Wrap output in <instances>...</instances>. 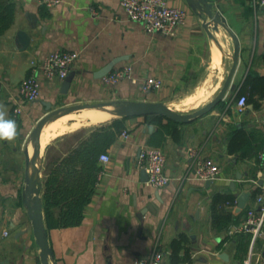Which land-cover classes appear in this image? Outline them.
I'll use <instances>...</instances> for the list:
<instances>
[{
	"label": "crops",
	"instance_id": "obj_1",
	"mask_svg": "<svg viewBox=\"0 0 264 264\" xmlns=\"http://www.w3.org/2000/svg\"><path fill=\"white\" fill-rule=\"evenodd\" d=\"M165 1L185 12L183 23L169 33L146 31L128 18L120 0H60L53 6L43 0H0V106L19 132L11 142L0 140V264H41L24 203L33 177L32 132L60 106L75 108L48 120L38 137L41 197L55 162L113 120L124 128L101 150L110 161L96 162L79 224L58 226V209H45L42 198L51 264H132L156 248L168 264H242L249 253L256 264L263 254L264 235L253 239L236 227L250 208L261 212L255 200L264 181V5L207 0L210 14L201 0ZM54 49L78 53L67 79L41 77L39 97L21 103L19 83ZM114 58L119 61L111 71L129 64L134 81L104 83L98 73ZM147 76L159 77L162 86L145 91ZM241 95L246 106L239 111ZM126 101H160L186 115L214 105L186 121L164 116V124L171 122L166 129L150 114H123ZM18 104L22 110L16 114ZM190 146L220 167L211 183L195 178L186 153ZM146 147L164 152L167 186L153 187L141 175L138 155ZM217 196L233 199L223 207L231 219L223 230L212 223Z\"/></svg>",
	"mask_w": 264,
	"mask_h": 264
},
{
	"label": "built area",
	"instance_id": "obj_2",
	"mask_svg": "<svg viewBox=\"0 0 264 264\" xmlns=\"http://www.w3.org/2000/svg\"><path fill=\"white\" fill-rule=\"evenodd\" d=\"M48 6H53L60 0H43ZM120 4L129 19L139 21L144 25L146 31H161L169 33L178 25L183 23L185 12L176 6H170L165 0H120ZM254 8L264 5V0H252ZM78 57L75 51L54 49L48 52L42 59L34 62L30 67L29 74L21 80L18 85V93L21 103H29L39 97L40 78L47 80L64 79L68 74L73 62ZM132 67L125 64L103 76L106 85H114L123 79L133 80ZM162 86V80L159 77L147 76L146 83L143 87L145 91L159 89ZM246 106V97L241 95L237 100V107L242 111ZM14 113H19L22 109L18 104L14 109ZM126 131L122 134L125 135ZM187 156L192 164L194 176L196 179L207 181L219 177L220 167L205 157L199 148L188 147ZM261 164L264 166V154L260 155ZM99 161L103 164L110 161L107 153L99 155ZM138 164L147 174V184L161 188L167 186L171 178L164 173L165 154L157 147H146L140 150L138 155ZM103 171H99L97 180L101 177ZM260 193L257 195L255 202L260 205V214L256 213L255 208L247 211L246 218L236 227V229L249 231L253 235V239L263 236L261 225L264 219V181L261 185ZM4 234H7L5 231ZM252 254L249 253L243 260L242 264H253ZM256 264H264V254L258 255L255 260ZM132 264H168L162 250L155 249L145 256L135 257ZM185 264V263H183Z\"/></svg>",
	"mask_w": 264,
	"mask_h": 264
},
{
	"label": "trees",
	"instance_id": "obj_3",
	"mask_svg": "<svg viewBox=\"0 0 264 264\" xmlns=\"http://www.w3.org/2000/svg\"><path fill=\"white\" fill-rule=\"evenodd\" d=\"M151 117L163 128L168 129L171 126L170 120L164 124V116ZM123 128L121 120H113L100 131L91 133L89 139L82 140L50 169L43 184L42 198L45 209L55 207L58 209V226H74L82 221L84 207L90 200L93 183L96 180V162L101 150L113 142L116 134ZM232 200L227 197H215L212 205V223L217 230L229 226L231 219L223 207L226 202L231 203ZM176 244L174 241L173 245Z\"/></svg>",
	"mask_w": 264,
	"mask_h": 264
},
{
	"label": "water",
	"instance_id": "obj_4",
	"mask_svg": "<svg viewBox=\"0 0 264 264\" xmlns=\"http://www.w3.org/2000/svg\"><path fill=\"white\" fill-rule=\"evenodd\" d=\"M203 3H205L207 6V10L209 11V4L207 0H201ZM211 14V13H210ZM215 17H219V14L216 13ZM119 60L115 59L110 61L101 71L98 73V75L102 76L110 72L114 66V63H117ZM234 68L231 70L230 74L228 75L225 85L219 94V98H222L223 94L225 93L228 84L230 82L229 79H231V76L233 74ZM68 77V76H67ZM66 77V79H67ZM114 103H105L103 105H109ZM214 104L207 105L205 107H202L198 111H196L192 115H186V114H180L175 111H173L171 108H168L167 105H165L163 102L160 101H126L125 103L121 104V111L123 114L126 116H134V115H161L165 116L170 119L174 120H181V121H186L189 120L190 118L194 116H198L200 114L205 113L208 111L211 107H213ZM47 110L50 109V105L46 104ZM91 107H94L92 105ZM75 107H64L60 106L59 108L56 109H51L49 110L37 123L35 129L32 132V136L35 140V150L33 151V155L30 158V163H31V168H32V173L33 177L31 179V184L29 186V193L34 192L33 197H29V193H27L26 198L24 200L25 205H27L28 210H29V218L31 220V226H32V233L34 235L35 242L36 244L40 247L39 251V258L41 261V264H51L50 263V258H52V251L51 248L49 247L48 239H47V231L44 226V221H43V202H42V197L39 195V190L41 187L40 183V178H39V166L35 164V158L40 155V146L41 144L39 143L38 137L39 134L44 126V124L50 120L53 119L55 116H57L60 113H67L70 112L71 109ZM141 175L146 178L147 180V174L145 173L144 170L141 171ZM212 180H207L206 184L211 183ZM243 199L244 195H240L238 198V204L241 207L243 204ZM264 254V251H263Z\"/></svg>",
	"mask_w": 264,
	"mask_h": 264
},
{
	"label": "clouds",
	"instance_id": "obj_5",
	"mask_svg": "<svg viewBox=\"0 0 264 264\" xmlns=\"http://www.w3.org/2000/svg\"><path fill=\"white\" fill-rule=\"evenodd\" d=\"M19 135L15 120L7 118L3 106H0V140L13 141Z\"/></svg>",
	"mask_w": 264,
	"mask_h": 264
},
{
	"label": "bare ground",
	"instance_id": "obj_6",
	"mask_svg": "<svg viewBox=\"0 0 264 264\" xmlns=\"http://www.w3.org/2000/svg\"><path fill=\"white\" fill-rule=\"evenodd\" d=\"M80 114H81V113H80ZM96 114H97V113H96ZM70 115H71V114H70ZM111 115H112V114H111ZM105 117H106V116H105ZM73 118H74V117H73ZM59 120H61V119H59ZM59 120H58V121H59ZM64 120H65V119H64ZM87 121H88V120H87ZM63 122H64V121H63ZM73 123H75V122H73ZM75 124L77 125V122H76ZM73 126H74V125H73ZM73 126H72V127H73ZM46 127H47V126H46ZM59 127H60V126H59ZM61 128H62V127H61ZM70 129H71V128H70ZM32 155H33V153L31 154V156H32Z\"/></svg>",
	"mask_w": 264,
	"mask_h": 264
},
{
	"label": "rangeland",
	"instance_id": "obj_7",
	"mask_svg": "<svg viewBox=\"0 0 264 264\" xmlns=\"http://www.w3.org/2000/svg\"><path fill=\"white\" fill-rule=\"evenodd\" d=\"M176 107V106H175ZM178 107V106H177Z\"/></svg>",
	"mask_w": 264,
	"mask_h": 264
}]
</instances>
